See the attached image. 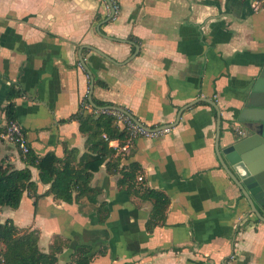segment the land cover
Listing matches in <instances>:
<instances>
[{
  "label": "crops",
  "instance_id": "crops-1",
  "mask_svg": "<svg viewBox=\"0 0 264 264\" xmlns=\"http://www.w3.org/2000/svg\"><path fill=\"white\" fill-rule=\"evenodd\" d=\"M117 3L112 16L104 0H0V129L11 90L14 120L37 159L75 164L87 152L71 118L90 96L146 127L173 126L135 140L130 155L118 141L111 147L113 158L138 165L136 186L167 198L164 222L147 231L152 201L128 195L103 164L90 179L96 205L41 196L49 186L30 167L36 196L25 192L17 209H0V224L36 230L44 253L54 238L67 241L58 264L76 245L105 251L90 264H264V222L216 153L246 136L232 121L264 64V9L252 0ZM1 162L27 167L0 140Z\"/></svg>",
  "mask_w": 264,
  "mask_h": 264
},
{
  "label": "trees",
  "instance_id": "trees-1",
  "mask_svg": "<svg viewBox=\"0 0 264 264\" xmlns=\"http://www.w3.org/2000/svg\"><path fill=\"white\" fill-rule=\"evenodd\" d=\"M17 95L14 90L8 95L9 104L5 108L7 121L14 120L11 101ZM94 104L96 108L117 107L98 101H94ZM71 119L78 121L79 131L86 135L87 152L75 164L53 155L37 159L30 152L24 157L27 164L24 169L16 170L11 165L1 162L0 209H17L25 192L36 196L37 187L32 180L30 167L36 169L38 181L49 186L41 196H52L53 199L68 204L77 203L85 198L89 204L96 205L100 190L90 187V179L103 164H106L109 174H119L117 185L128 195L134 194L143 200L152 201L146 230L151 231L161 225L168 206L167 198L159 192L136 186L139 176L138 165L122 164L125 160V156L122 155L113 158L115 150L102 138L105 135L109 140H117L121 145L127 134L125 125L109 116H94L83 108ZM1 131L0 129V133ZM135 188L137 190H134ZM101 210L102 204L96 209L97 214ZM38 240L39 234L36 230L19 229L11 220L4 221L0 224V264H58L59 255L69 246L67 241L54 238L49 251L44 253L39 249ZM72 250L66 264H90L96 255L105 254L102 249L94 251L92 246L76 245Z\"/></svg>",
  "mask_w": 264,
  "mask_h": 264
},
{
  "label": "water",
  "instance_id": "water-1",
  "mask_svg": "<svg viewBox=\"0 0 264 264\" xmlns=\"http://www.w3.org/2000/svg\"><path fill=\"white\" fill-rule=\"evenodd\" d=\"M89 103L92 108H96L91 96ZM111 108L122 112L138 127L149 130L125 110ZM232 123L240 126L246 136L241 139L233 136L231 143L222 150L217 146L218 161L248 202L251 213L264 222V64L245 90L241 108L235 113ZM172 127L163 126L159 129Z\"/></svg>",
  "mask_w": 264,
  "mask_h": 264
},
{
  "label": "built area",
  "instance_id": "built-area-1",
  "mask_svg": "<svg viewBox=\"0 0 264 264\" xmlns=\"http://www.w3.org/2000/svg\"><path fill=\"white\" fill-rule=\"evenodd\" d=\"M108 4V8L111 11L112 16L115 15L118 9L117 0H104ZM253 7L255 9H264V0H252ZM83 109L88 111L92 115H105L114 118L116 121L121 122L125 125L127 134L125 139L122 141L121 145L116 147V149L122 155H128L133 147L135 140L138 138H148L153 139L157 138L161 135H164L169 132V129H159V128H149V130L142 129L134 124L127 116H125L122 112L114 109V108H92L87 104H84ZM239 135L242 132L239 131ZM104 141L108 143V146L111 148L117 140H109L105 135L102 136ZM0 140L13 145L18 153L25 157L29 153V148L27 145V140L25 138V134L22 131L21 127L15 120L7 121L4 125L1 133ZM138 181H141L142 178L138 177Z\"/></svg>",
  "mask_w": 264,
  "mask_h": 264
}]
</instances>
